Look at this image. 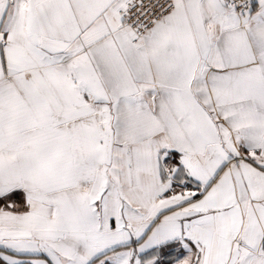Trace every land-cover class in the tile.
<instances>
[{
  "label": "snow or ice",
  "instance_id": "obj_1",
  "mask_svg": "<svg viewBox=\"0 0 264 264\" xmlns=\"http://www.w3.org/2000/svg\"><path fill=\"white\" fill-rule=\"evenodd\" d=\"M0 264H264V0H0Z\"/></svg>",
  "mask_w": 264,
  "mask_h": 264
}]
</instances>
